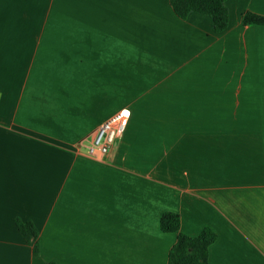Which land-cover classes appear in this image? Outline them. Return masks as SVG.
I'll return each mask as SVG.
<instances>
[{"label":"crops","instance_id":"crops-1","mask_svg":"<svg viewBox=\"0 0 264 264\" xmlns=\"http://www.w3.org/2000/svg\"><path fill=\"white\" fill-rule=\"evenodd\" d=\"M226 5L215 33L170 0H0V264H168L166 212L217 233L209 264H264V0Z\"/></svg>","mask_w":264,"mask_h":264},{"label":"trees","instance_id":"trees-1","mask_svg":"<svg viewBox=\"0 0 264 264\" xmlns=\"http://www.w3.org/2000/svg\"><path fill=\"white\" fill-rule=\"evenodd\" d=\"M226 2L227 0H170L175 14L182 20H186L192 13L209 16L215 33H222L229 27L230 15ZM243 23L245 26L264 27V15L247 12ZM16 225L23 238L33 246L34 253L39 254V231L34 223L18 219ZM160 227L164 233H178L168 264H209V249L218 240L213 229L205 227L199 235L188 236L181 232V216L174 212L163 214Z\"/></svg>","mask_w":264,"mask_h":264},{"label":"built area","instance_id":"built-area-1","mask_svg":"<svg viewBox=\"0 0 264 264\" xmlns=\"http://www.w3.org/2000/svg\"><path fill=\"white\" fill-rule=\"evenodd\" d=\"M125 112L128 113L127 116L124 115ZM131 116V111L125 108L105 121L94 133L87 147L88 155L96 158L109 155L126 132Z\"/></svg>","mask_w":264,"mask_h":264},{"label":"snow or ice","instance_id":"snow-or-ice-1","mask_svg":"<svg viewBox=\"0 0 264 264\" xmlns=\"http://www.w3.org/2000/svg\"><path fill=\"white\" fill-rule=\"evenodd\" d=\"M124 115H125V116H127V115H128V113H127V112H125V113H124Z\"/></svg>","mask_w":264,"mask_h":264}]
</instances>
